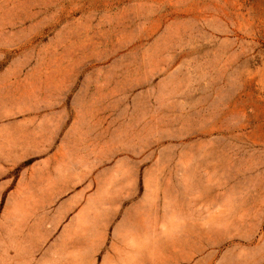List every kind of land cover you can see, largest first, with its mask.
Segmentation results:
<instances>
[{
	"label": "rangeland",
	"instance_id": "rangeland-1",
	"mask_svg": "<svg viewBox=\"0 0 264 264\" xmlns=\"http://www.w3.org/2000/svg\"><path fill=\"white\" fill-rule=\"evenodd\" d=\"M0 264H264V0H0Z\"/></svg>",
	"mask_w": 264,
	"mask_h": 264
},
{
	"label": "crops",
	"instance_id": "crops-1",
	"mask_svg": "<svg viewBox=\"0 0 264 264\" xmlns=\"http://www.w3.org/2000/svg\"><path fill=\"white\" fill-rule=\"evenodd\" d=\"M55 183H52L51 188L48 187L47 189V195L51 196V194L55 193V189L57 192V188L55 187ZM49 203V202H47ZM82 215L78 214L75 215L72 219V222L68 225H66L62 230H60L58 233H82V229L84 228V226L81 224L82 221H84L82 219ZM94 218V216H93ZM89 221H91V219H89ZM94 227V225L92 226V228ZM3 233H24L20 230L16 231V232H12V231H7V232H3ZM115 233V232H114ZM118 233V232H116ZM128 233V232H127ZM129 233H131V231H129Z\"/></svg>",
	"mask_w": 264,
	"mask_h": 264
}]
</instances>
